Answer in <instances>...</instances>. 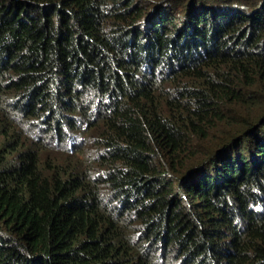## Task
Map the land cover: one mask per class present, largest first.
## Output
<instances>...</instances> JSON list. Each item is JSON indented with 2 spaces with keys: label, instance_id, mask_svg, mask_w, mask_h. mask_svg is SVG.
<instances>
[{
  "label": "trees",
  "instance_id": "obj_1",
  "mask_svg": "<svg viewBox=\"0 0 264 264\" xmlns=\"http://www.w3.org/2000/svg\"><path fill=\"white\" fill-rule=\"evenodd\" d=\"M0 264H264V0H0Z\"/></svg>",
  "mask_w": 264,
  "mask_h": 264
},
{
  "label": "rangeland",
  "instance_id": "obj_2",
  "mask_svg": "<svg viewBox=\"0 0 264 264\" xmlns=\"http://www.w3.org/2000/svg\"><path fill=\"white\" fill-rule=\"evenodd\" d=\"M19 123H20V122H19ZM22 124H23V125H22ZM22 124H19L20 127L25 128L24 131L27 132V129H26V128L29 127V126L26 125V124H24V123H22ZM25 125H26V126H25ZM40 135L44 136L43 133H40ZM48 147H49V151H46L45 155H51V156H53V157H55V158H59V159L63 158V154H62L63 147H60V149L52 148V147H50V146H48ZM61 150H62V151H61Z\"/></svg>",
  "mask_w": 264,
  "mask_h": 264
}]
</instances>
